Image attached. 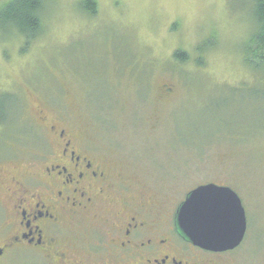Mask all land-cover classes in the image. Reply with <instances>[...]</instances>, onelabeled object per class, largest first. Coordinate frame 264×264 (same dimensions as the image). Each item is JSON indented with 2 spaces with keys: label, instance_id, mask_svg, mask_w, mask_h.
<instances>
[{
  "label": "rangeland",
  "instance_id": "1",
  "mask_svg": "<svg viewBox=\"0 0 264 264\" xmlns=\"http://www.w3.org/2000/svg\"><path fill=\"white\" fill-rule=\"evenodd\" d=\"M41 8L31 40L0 31V184L30 168L48 136L45 116L168 212L199 186L232 189L247 230L225 260L264 264L263 52L250 45V1L45 0ZM3 196L0 186V204Z\"/></svg>",
  "mask_w": 264,
  "mask_h": 264
},
{
  "label": "flooded vegetation",
  "instance_id": "2",
  "mask_svg": "<svg viewBox=\"0 0 264 264\" xmlns=\"http://www.w3.org/2000/svg\"><path fill=\"white\" fill-rule=\"evenodd\" d=\"M38 120L48 136L30 168L0 184V264H230L244 244L193 246L176 231L179 205L168 212L69 127Z\"/></svg>",
  "mask_w": 264,
  "mask_h": 264
},
{
  "label": "water",
  "instance_id": "3",
  "mask_svg": "<svg viewBox=\"0 0 264 264\" xmlns=\"http://www.w3.org/2000/svg\"><path fill=\"white\" fill-rule=\"evenodd\" d=\"M208 192L210 198L189 205L193 193ZM177 233L193 246L212 253L238 248L246 234L245 211L237 194L229 187L213 183L190 191L175 213Z\"/></svg>",
  "mask_w": 264,
  "mask_h": 264
},
{
  "label": "trees",
  "instance_id": "4",
  "mask_svg": "<svg viewBox=\"0 0 264 264\" xmlns=\"http://www.w3.org/2000/svg\"><path fill=\"white\" fill-rule=\"evenodd\" d=\"M45 0H13L0 9V31L7 28L14 30L26 41L31 40L39 34V12ZM252 6L251 12L255 23L253 39L250 45L256 47L262 53L256 54L261 61L262 71L264 72V0H249ZM85 4H87L85 2ZM90 4L86 7L90 9ZM173 58L177 61H185L186 56L175 53ZM1 108V107H0ZM0 109V121L2 118ZM4 122L3 120L1 121Z\"/></svg>",
  "mask_w": 264,
  "mask_h": 264
},
{
  "label": "snow or ice",
  "instance_id": "5",
  "mask_svg": "<svg viewBox=\"0 0 264 264\" xmlns=\"http://www.w3.org/2000/svg\"><path fill=\"white\" fill-rule=\"evenodd\" d=\"M210 196L211 193L208 192L193 193L192 197L190 198L189 205H187L186 208L195 207L199 202L210 198Z\"/></svg>",
  "mask_w": 264,
  "mask_h": 264
}]
</instances>
